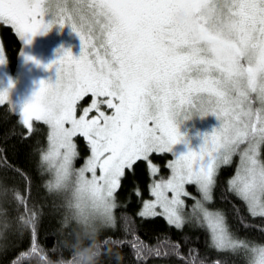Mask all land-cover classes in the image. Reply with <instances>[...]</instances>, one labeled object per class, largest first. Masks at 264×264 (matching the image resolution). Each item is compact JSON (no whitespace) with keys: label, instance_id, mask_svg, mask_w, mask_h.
I'll use <instances>...</instances> for the list:
<instances>
[{"label":"snow or ice","instance_id":"6c2138e0","mask_svg":"<svg viewBox=\"0 0 264 264\" xmlns=\"http://www.w3.org/2000/svg\"><path fill=\"white\" fill-rule=\"evenodd\" d=\"M0 25L10 27L24 44L57 25L70 26L82 42L79 56L62 48L58 59L45 65L56 68L55 81L41 80L19 104L27 130H33L34 120L50 128L49 147L42 155L54 174L49 187L61 190L69 172L76 173L69 206L78 223L112 225L115 193L125 170L134 171L138 161L150 164L155 153L175 158L170 177L150 186L155 199L145 204L141 216H164L182 230L183 198L190 197L186 185H196L203 201H211L219 168L238 154L241 166L228 182L229 191L249 215L264 218V0H0ZM0 65H5L2 46ZM14 87L10 80L0 89V103ZM87 96L92 101L78 116L77 105ZM254 99L259 108L253 107ZM208 115L219 126L199 134L202 142L194 149L180 126ZM77 136L90 148L79 169L74 168ZM180 143L187 151H175ZM157 171L151 167L152 173ZM191 198L193 215L209 231L216 250L243 247L252 253L251 264H264V247L249 249L231 231L222 210H209ZM17 200L23 204L22 197ZM6 215L0 211V217ZM18 219L34 233L31 210ZM152 251L160 255L158 249ZM41 253L33 243L30 254L50 264ZM186 264L204 260L189 249Z\"/></svg>","mask_w":264,"mask_h":264},{"label":"trees","instance_id":"16d2710c","mask_svg":"<svg viewBox=\"0 0 264 264\" xmlns=\"http://www.w3.org/2000/svg\"><path fill=\"white\" fill-rule=\"evenodd\" d=\"M0 36L9 61L15 63L21 46L20 38L10 27L2 25ZM47 136L48 128L43 122H36L33 130H27L20 116L9 105H0V211L7 214L0 217V225H3L0 227V264H43L37 256L30 254L33 243L43 249L41 255L51 260H75L74 253H90L95 246L94 233H85L69 221L59 206L61 198L47 190L44 184L50 176L41 165L44 163L47 166L42 160ZM76 141L79 157L74 165L78 167L84 162L89 148L83 137L76 138ZM169 156L167 153L151 156L153 162L159 165L161 177L170 172L166 165ZM235 165L232 161L220 168L211 205L226 214L235 236L264 243V218L249 215L245 204L227 190V180L234 173ZM133 168L132 172L125 170L126 175L116 192V225L100 230L98 234L105 253L104 264H186L189 249L196 250L198 259L204 260V264L213 263V259H219L220 264L234 263L229 253H212L209 250L208 232L204 227L185 224L182 230H178L164 216H141V207L151 196L150 186L157 174L154 176L151 166L144 161H138ZM4 188L8 189L7 193L2 191ZM17 197L23 198V204L18 202ZM28 210L35 218L34 233L30 227H23L18 219L24 217ZM116 241L121 242L119 246ZM174 244H177L176 247ZM173 248L177 252L170 255ZM141 249L143 253L138 256ZM154 249H158L160 255H154ZM179 256L185 257V260ZM205 256L210 257L205 259Z\"/></svg>","mask_w":264,"mask_h":264},{"label":"rangeland","instance_id":"374dc122","mask_svg":"<svg viewBox=\"0 0 264 264\" xmlns=\"http://www.w3.org/2000/svg\"><path fill=\"white\" fill-rule=\"evenodd\" d=\"M70 3H71V0H70ZM0 46H2L3 48V57L5 60V65H0V89L7 87L10 80L15 81V87L12 89L10 94L7 97H5L3 103H0V105L2 104L9 105L11 109L20 116L21 121H22V117L19 111V104H22L23 102L27 101L31 97L33 92L39 87V82L41 80H49V81L54 82L55 79L57 78L56 68L53 67L51 69H48L45 67V65L58 59V55L60 54V50L62 48L71 49L73 55H76V56H79L82 50V42L79 36L75 32L72 31L71 27L65 26L61 28L59 25L54 26L53 29L47 32L46 34H37L36 36L32 38V41L29 44H24V42L21 40V46L18 52V58L16 59L15 63H11L9 61L5 48L3 46L2 40H1V36H0ZM21 52H23L24 54H21ZM27 56L35 57L36 60H39L41 63L38 64L36 63L35 60H28ZM91 101H92V97L87 96L78 103L77 105V115L78 116L81 114L83 108L88 107L90 105ZM14 105H15V109H14ZM253 107L254 108L260 107V102L258 99L253 100ZM102 110L105 111L106 114L108 115L112 114V110L107 109L106 106H102ZM92 115H95V112L89 114L90 117ZM36 122H42V121L34 120L33 126L35 125ZM219 123L220 121L214 115H208L206 117L194 116L191 120L184 122L180 127H181L182 132L187 133L191 146L194 149H196L198 148L199 144L202 142V137L199 134L205 133V132H211L215 127L219 126ZM47 128H48V136H49L50 128L48 125H47ZM48 136H47V141H48ZM78 137L80 136L74 137V142L76 144H77L76 138ZM85 145L86 147L89 148L86 141H85ZM46 146L47 147L43 151V153L47 151L49 147V141ZM187 147L188 146L186 144L180 143L175 146V151L177 153H181V152L187 151ZM167 154H170L166 162V165L169 167L170 163L174 160L175 157L172 153H167ZM260 154L262 156V146L260 148ZM89 155H90V148H89L88 155L84 159V162ZM151 156H150L149 166L151 167L155 166L158 169L156 173H152L154 176L157 174V178L154 177L151 183L152 185L154 181H159L162 178L168 179L171 175V169L167 176L161 177V175H159L161 173V171L159 170V165L158 163L153 162ZM232 161H235L236 165H235L234 173L227 180V185H228L227 190H229V184H228L229 180L236 175L237 168L241 166V160L238 154L232 156L230 163ZM84 162L80 164L78 167H75L74 165V168L79 169L80 167L83 166ZM230 163L226 165H229ZM41 165L43 166L44 171H48L50 175L48 181H45L44 184L47 186V190L53 191L54 193L58 194L57 196L61 198L62 201L59 202L60 204L59 206L62 207L63 211H65V214H66L65 217L68 218L69 221H72L76 225H78L81 228V231L85 233H94V228L98 224H94L92 221H90L88 226L86 227L82 222L78 223L76 220H78L79 218L74 215L72 208L69 206V202L73 200V196H74L76 184H77V176H76L75 171H70L69 175L67 176L65 180V184L63 188L61 190H56V189H52L49 187V181L54 178L53 172L50 171L48 166H45L44 163ZM219 170H218V173H219ZM97 175H99V171H97ZM216 181H217V178H216ZM214 188L211 193L212 200L203 201L202 194L198 191L196 185L194 184L186 185V190L190 194V197L183 198L185 200V207H184V212L186 214L185 224H189L190 227H196V228L201 227L197 223L196 217L193 215V205L195 201L191 197H195L196 200H201L204 203V206L208 208L209 210H221V209L214 208V206L211 205L214 199ZM171 195L172 194L169 193V196ZM115 197H116V193H115ZM154 199L155 197L151 194V196L144 201L141 207L140 213L144 211L145 204ZM84 203H87V201H84ZM155 210L156 212L162 211V209H160L159 206H157ZM113 212H114L113 224L110 226L102 225L99 231L114 227L116 225V210L114 209ZM146 216H152V215H146ZM125 221L126 220H124V217H123V222ZM2 226L3 225H0V227ZM207 232H208L207 233L208 234V240H207L208 246H209V250L212 251V253L227 252L230 255H232V258L234 259V260L232 259L234 262L233 264H251L252 253L249 250H246L243 247H241L236 250L228 249V250L218 251L212 246L210 233L208 230ZM237 238L240 241L247 243L249 249H251L252 247H259V246L264 245L263 242L262 243L253 242V241L251 242V241L243 240L242 238H239V237ZM174 245L176 247L177 244H174ZM170 251H171L170 255H173L177 252L175 248H173L172 250L170 249ZM147 252H150V251H147ZM209 257L210 256H205V259H208ZM216 260L219 261V259H216ZM216 260L213 259V262ZM211 263L212 262L209 261L208 264H211ZM156 264H163V263H156Z\"/></svg>","mask_w":264,"mask_h":264},{"label":"clouds","instance_id":"9594fccd","mask_svg":"<svg viewBox=\"0 0 264 264\" xmlns=\"http://www.w3.org/2000/svg\"><path fill=\"white\" fill-rule=\"evenodd\" d=\"M102 225L98 224L94 228V235L96 236V243L93 250L90 253H74L77 257L75 260L73 259H58V260H50V264H104V251L100 246V242L98 240L99 229ZM264 247V245L259 246Z\"/></svg>","mask_w":264,"mask_h":264}]
</instances>
